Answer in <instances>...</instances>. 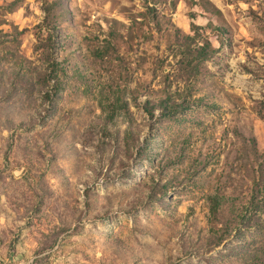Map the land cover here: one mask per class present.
<instances>
[{"label": "rangeland", "instance_id": "rangeland-1", "mask_svg": "<svg viewBox=\"0 0 264 264\" xmlns=\"http://www.w3.org/2000/svg\"><path fill=\"white\" fill-rule=\"evenodd\" d=\"M195 1L0 0V264H264V0Z\"/></svg>", "mask_w": 264, "mask_h": 264}, {"label": "trees", "instance_id": "trees-1", "mask_svg": "<svg viewBox=\"0 0 264 264\" xmlns=\"http://www.w3.org/2000/svg\"><path fill=\"white\" fill-rule=\"evenodd\" d=\"M195 2L200 4V7L206 11L217 16L219 15V11L210 0H197ZM200 54H203V52L200 51ZM171 107H176L175 110L178 109L177 104L173 101L169 103L163 100L155 106L156 109L160 108L163 115H166L168 112H173L170 110ZM149 112L152 113V110H149ZM260 165V175L259 177H257V174L254 176V187L249 200L243 197V200L247 201L244 205L240 203L242 200L240 196L225 198L221 197L218 193H209V223L211 227L209 233L205 234L206 236L203 238L208 246V251L220 246L227 240L229 241L232 231H236L240 227H252V222L258 225L261 223L259 217L256 215V209L259 206L261 198L264 200V163H260ZM257 262L258 260L254 259L253 264H257Z\"/></svg>", "mask_w": 264, "mask_h": 264}]
</instances>
